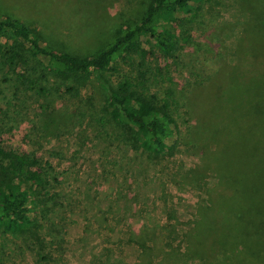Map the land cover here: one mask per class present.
<instances>
[{
	"label": "rangeland",
	"instance_id": "obj_1",
	"mask_svg": "<svg viewBox=\"0 0 264 264\" xmlns=\"http://www.w3.org/2000/svg\"><path fill=\"white\" fill-rule=\"evenodd\" d=\"M147 1L0 0V16H18L39 29L49 25L52 37L86 51L109 39L116 27L138 21ZM201 11L196 23L184 18L185 26L176 25L180 33L190 35L188 42L181 37L177 58L149 57L181 96L196 85L200 89L212 71L228 76L248 65L233 52L244 19L236 0H206ZM90 22L87 34L81 28L77 32L81 23ZM6 93H0V108L12 100L10 95L3 98ZM80 93L101 107L104 91L94 75L83 80ZM37 97L33 91L17 95L15 119L5 124L0 143L32 151L39 161L51 162L56 179L42 194L51 210L36 206L33 213L39 221L24 233L0 227V264H204L195 250L197 243L190 247L189 235L200 212L209 213L210 193L224 192L245 174L238 172L243 150L230 152L232 148L221 153L226 171L231 172L220 174L214 157L216 144L209 132L195 129L198 112L205 114L203 107L190 103L195 106L191 111L182 97L176 112L180 135L174 147L149 157L141 149L122 144L113 131L105 138L95 137L93 127L86 124L58 136H44L42 126L32 123ZM55 104L71 106L72 99ZM203 222L198 230L207 227ZM141 231L140 243L145 246L135 240ZM233 242L231 252L239 258L251 251L248 248L241 254ZM225 253L220 251L213 261L226 260Z\"/></svg>",
	"mask_w": 264,
	"mask_h": 264
},
{
	"label": "trees",
	"instance_id": "obj_2",
	"mask_svg": "<svg viewBox=\"0 0 264 264\" xmlns=\"http://www.w3.org/2000/svg\"><path fill=\"white\" fill-rule=\"evenodd\" d=\"M198 1L148 0L138 21L116 27L109 39L86 51L52 37L49 25L39 29L18 16H0V93L7 90L3 98L12 96L0 108V135L5 124L15 119L17 95L33 91L39 106L32 123L42 126L44 136L86 124L97 138L113 131L122 144L158 156L172 149L180 135L176 112L181 98L189 102L191 111L192 105H200L205 114L198 112L195 129L209 132L216 144L220 174L231 172L226 171L221 153L232 148L230 152L243 150L237 171L245 175L224 192L210 193V211L200 212L189 245L194 248L197 243L195 250L204 264H264V0H236L244 19L233 52L239 62H248L247 69H235L228 76L212 71L199 91L196 85L181 96L149 57L179 56L181 37L188 42L190 35L180 33L176 25L185 26L184 18L192 24L198 21L206 0ZM90 25L81 23L77 32L81 28L87 34ZM90 75L104 91L100 108L80 93V85ZM66 98L72 99L71 106L58 108L56 100ZM32 128L37 130V124ZM55 179L49 160L39 161L34 152L1 142L0 227L21 233L36 227L39 220L33 211L41 205L49 208L42 194ZM201 221L207 227L198 230ZM233 241L241 254L251 251L239 258L231 252ZM220 251L227 259L213 261Z\"/></svg>",
	"mask_w": 264,
	"mask_h": 264
}]
</instances>
